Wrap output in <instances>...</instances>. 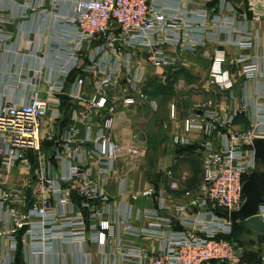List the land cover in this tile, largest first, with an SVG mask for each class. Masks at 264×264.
Listing matches in <instances>:
<instances>
[{
	"label": "built area",
	"instance_id": "1",
	"mask_svg": "<svg viewBox=\"0 0 264 264\" xmlns=\"http://www.w3.org/2000/svg\"><path fill=\"white\" fill-rule=\"evenodd\" d=\"M224 2L220 0L221 5ZM200 16L197 22L181 12L165 11L151 0H76L69 19L76 29V39L69 46V70L53 76L40 71L26 81L30 86L28 101L0 106V215L4 223L0 237L10 240L2 246L11 257L9 264L18 259L16 235L24 224L29 226L24 237L34 243L48 235L85 242L93 239L103 247L111 244L116 249L115 264L137 257L147 264H241L242 251L226 238L234 225L241 223H233L222 212L236 211L245 201L243 184L256 167L254 151L248 146L256 138H264V118L253 117L247 129L235 127L236 116L247 111L248 102L236 96V79L225 68L227 52L219 39L225 19L214 21L219 26L210 31L204 29L208 11ZM0 39L3 44L4 39ZM209 42L218 45L207 53L211 61L207 80L234 99L232 111H221L210 98L196 103L180 119L173 101L169 121L163 124L167 129L170 122H181L179 129L170 132L173 145L197 146L202 179L196 194L186 191V195H193L191 204L196 209L189 210L184 203L171 204L163 189L149 188L131 197H152L154 207L139 209L130 204L127 215L111 219L106 187L122 155V146L113 137L117 113L120 109L136 111L144 104L157 110V100L145 88L148 67L177 66L181 59H171L168 47L196 52ZM237 44L251 48L252 37L244 35ZM39 58L44 61V57ZM236 62L240 65L238 76L245 83L263 75L249 55H241ZM72 71L76 75L68 81ZM41 80L46 84L43 88ZM88 84L92 93L86 90ZM63 101L68 115L61 132L43 133L47 122L55 125L63 118ZM47 141L53 143L50 156L43 150ZM141 152L133 146L126 154L135 158ZM20 163L33 164L32 171L22 185L4 188V176ZM171 188L177 190L179 184L174 181ZM25 190L32 193L28 207ZM74 196L79 198L78 205ZM18 205L27 207V213L21 214ZM170 208H174V215L166 213ZM67 214L72 217L68 231L63 225L56 228L58 219ZM141 215L148 218L146 226L133 223ZM256 216L264 221V200ZM177 224L181 228H176ZM143 235L158 238L155 250L135 244L133 238ZM262 261L264 264V255Z\"/></svg>",
	"mask_w": 264,
	"mask_h": 264
},
{
	"label": "crops",
	"instance_id": "2",
	"mask_svg": "<svg viewBox=\"0 0 264 264\" xmlns=\"http://www.w3.org/2000/svg\"><path fill=\"white\" fill-rule=\"evenodd\" d=\"M151 1L165 11L181 12L197 22L202 19V11L207 10L209 17L204 23V29L210 31L219 26L214 21L225 19L224 30L219 34V39L223 41L221 46L227 52L225 68L236 79L233 88L236 96L248 102L247 111L236 116L235 127L247 129L251 126L253 117L261 115L264 118V0H225L224 5H221L220 0ZM75 3L76 0H0V38L4 39L3 44L0 42V106L10 101H28L30 86L26 81L40 71L42 75L53 76L60 74L62 69L69 70L72 62L69 46L76 39V29L69 23V19L74 13ZM240 14H245L246 18ZM244 35L252 37L251 48H243L237 44V40ZM217 45L209 42L196 52L168 47V55L173 60L180 58V63L175 67L158 68L151 65L147 71L145 88L157 100V110L144 104L136 111L120 109L117 113L113 137L122 146V155L106 187L112 204L111 219L127 215L130 204L139 209L154 207L156 201L152 197L140 196L136 200L131 197L132 194L142 193L149 188L163 189L171 204L184 203L189 210L196 209L191 204L193 195H186L187 190L194 191L196 188L195 185H190L187 167L194 161L199 162L202 168L199 154L196 148L194 152L181 153L179 147L172 144L170 132L181 127L180 121L170 122L165 131L161 128V123L169 121V105L173 101L178 106L180 119L196 103L210 98L215 99L221 111H232L234 99L229 97L228 92H220L211 86L207 80L211 63L207 53ZM241 55H249L254 59L263 75L245 83L238 76L240 65L236 60ZM39 57H44V61ZM75 75L76 72L72 71L67 80L72 81ZM40 84L41 88L46 85L44 80ZM86 90L88 93L93 92L89 84ZM63 103V118L55 125L48 126L47 122L43 126V133L61 132L68 115L67 103ZM139 133L142 134L140 137L135 136ZM158 144L161 145L160 148L164 146V150L158 154V162L149 159V162L143 163L147 153L152 152L150 149L157 148ZM52 146L51 141L43 144L47 156L51 155ZM133 146L142 150L140 156L131 158L126 154L127 149ZM30 160L33 164L36 162L32 154ZM33 164L30 166L20 163L12 173L4 176V188L13 189L22 185L25 176L32 171ZM174 181L179 184L177 190L171 188ZM24 196L28 207L32 200L31 191L25 190ZM74 200L78 205L79 198L74 196ZM18 207L21 214L27 213V207ZM166 213L174 215L175 210L170 208ZM71 222V214H67L58 219L56 228L63 225L62 229L68 231L67 226ZM147 222L148 218L143 215L133 220V223L140 226H146ZM176 228L181 226L177 224ZM3 229L4 223L0 215V231ZM233 234L235 233H231L232 241L235 237ZM23 238L25 246L19 257L24 264H115L116 261V249L113 245L103 247L93 239L85 242L68 236L55 238L45 235L44 239L34 243L29 237ZM133 239L137 246L145 247L148 251L155 250L159 242L157 237L150 235ZM240 240L244 241L246 251L241 264H262L264 243L254 241L247 230L240 236ZM9 242L7 236L3 239L0 237V264L10 263V255L6 248H2L3 244L6 247ZM124 264L147 263L143 258L137 257Z\"/></svg>",
	"mask_w": 264,
	"mask_h": 264
},
{
	"label": "water",
	"instance_id": "3",
	"mask_svg": "<svg viewBox=\"0 0 264 264\" xmlns=\"http://www.w3.org/2000/svg\"><path fill=\"white\" fill-rule=\"evenodd\" d=\"M64 96L63 94L60 95L61 98ZM248 147L254 151L256 167L250 172L243 184L242 191L245 195V201L240 209L231 212L223 210L222 214L224 217L230 218L233 223L240 222L249 231L254 241L264 243V221L256 216L260 203L264 200V168H258V163L264 165V138L254 139ZM28 228V224H24L17 231V257L23 251V236Z\"/></svg>",
	"mask_w": 264,
	"mask_h": 264
},
{
	"label": "rangeland",
	"instance_id": "4",
	"mask_svg": "<svg viewBox=\"0 0 264 264\" xmlns=\"http://www.w3.org/2000/svg\"><path fill=\"white\" fill-rule=\"evenodd\" d=\"M130 115H131V113L129 114V116ZM163 124H164V122L162 121L161 125H163ZM161 128H163V130L165 131L164 126L161 127ZM169 130H170V128H169ZM159 146L161 147V145L158 144V147L157 148L150 149L152 152L151 153L149 152V154L147 153V155L145 156V160H144L145 162H143V163L146 164V162H149V159L150 160L153 159V161L158 162V160H159V158H158L159 155L158 154H160L161 151L164 150V146H162V148H160ZM187 168L189 169L188 171L190 172V178H189L190 185H192V186L195 185L196 188H195V190L193 192L196 194L197 191H198L197 188H199V185H200L201 179H202V168H201V164L199 162L191 161L190 166H188ZM258 168L263 169L264 168V165L262 163H258ZM154 173H156V171ZM187 187L192 188L191 186H187ZM233 240H234L235 244L237 245V247L245 255L246 254V251H245V246L243 245V242L244 241H241L240 240V236H235L233 238Z\"/></svg>",
	"mask_w": 264,
	"mask_h": 264
},
{
	"label": "trees",
	"instance_id": "5",
	"mask_svg": "<svg viewBox=\"0 0 264 264\" xmlns=\"http://www.w3.org/2000/svg\"><path fill=\"white\" fill-rule=\"evenodd\" d=\"M195 148H196L195 145H189V146H180L178 149L181 153H183L185 151L194 152ZM245 231L246 229L242 226V224H235L233 227V232L235 233L233 234L234 236H241ZM226 238L231 240L232 239L231 234L227 235ZM15 264H24L22 258L18 257Z\"/></svg>",
	"mask_w": 264,
	"mask_h": 264
}]
</instances>
